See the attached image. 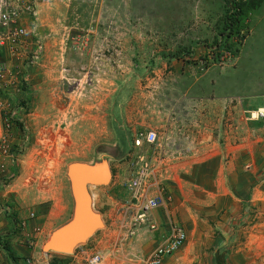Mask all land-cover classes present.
<instances>
[{
	"label": "rangeland",
	"instance_id": "374dc122",
	"mask_svg": "<svg viewBox=\"0 0 264 264\" xmlns=\"http://www.w3.org/2000/svg\"><path fill=\"white\" fill-rule=\"evenodd\" d=\"M226 7L225 0H39L35 29L42 55L34 64H24L23 74L22 66L15 67L19 80L27 77L29 103L17 102L19 90L16 102L15 89L7 95L0 91L2 188L16 178L18 157L29 154L39 168L60 162L67 149L73 155L64 154L61 162L86 158L75 153L83 147L76 136L90 135L84 142L93 143L91 156L94 146L107 142L111 134L116 150L108 162L114 186L126 190L130 160L138 155L152 161L164 187L175 186L170 192L166 189L172 198L168 215L184 228L186 239L169 264H214V248L222 239L226 243L216 248L225 254L226 264H264V169L254 184L263 204H241L231 214L225 212L229 195H221L204 177L219 161L224 163L221 132L229 133L235 126L232 114L250 120L249 112L264 104V91L250 89L254 82L263 86L264 25L258 20L253 28V10L245 19L242 15L249 29L237 44L245 29L228 33L223 21ZM34 94L45 105L41 109L34 105ZM88 118L93 134L82 128ZM127 124L134 132L124 130ZM150 129L157 134L155 146L134 147L133 138ZM239 129L246 132L251 127L241 123ZM200 130L207 131V139L186 135H199ZM201 144H207L209 158L203 173L198 163L191 165L203 157L195 153ZM175 146L188 153L176 152ZM117 195H123L120 189ZM25 228L16 225V231ZM11 231L4 230V235ZM4 235L0 234L1 246L6 244ZM99 236L77 242L70 252L43 251L44 258L48 264L72 254L82 259L108 246L98 243ZM24 245L32 250L35 242L27 237Z\"/></svg>",
	"mask_w": 264,
	"mask_h": 264
},
{
	"label": "crops",
	"instance_id": "0c3cea01",
	"mask_svg": "<svg viewBox=\"0 0 264 264\" xmlns=\"http://www.w3.org/2000/svg\"><path fill=\"white\" fill-rule=\"evenodd\" d=\"M262 20L261 24L264 25V2H262L257 8L253 9L252 23L253 28L256 26V22ZM251 31L250 35L252 34ZM248 36L247 40L251 37ZM245 42V43H246ZM1 52V50H0ZM1 55L4 54L0 53ZM248 57H252L250 54ZM44 60L43 56L41 58ZM40 59V60H41ZM42 64V63H41ZM40 64V66H42ZM263 74V86H259V82H254V88L251 90L264 91V71ZM33 95V92L31 93ZM30 95V92L28 93ZM35 95V94H34ZM34 98L38 101L37 94ZM41 96H39V99ZM35 100V107L41 109L45 106L42 102ZM235 108L231 105V109ZM230 111V110H228ZM232 111V110H231ZM31 117V116H30ZM232 119L235 120V126L231 128L229 133L222 131V141L224 143V150L222 151L223 162L218 163V166H212L211 172L204 175L209 181L212 180L213 185L216 186V190L221 195L227 196V208L225 212L228 214L238 212L241 204L245 203H261L257 200L256 183L257 175L264 169V123H254L256 121L235 119V115L232 114ZM32 119V118H31ZM248 121V123L246 122ZM90 118H88L87 126L82 127L84 131L93 134V127L88 125ZM29 123V119H28ZM241 123L247 124L251 129L242 132L239 129ZM127 124L125 129L127 132H134L133 126ZM116 135V133H114ZM190 138H200L201 140L207 139L208 134L205 130H200L199 135L193 131L186 134ZM28 137V134L25 137ZM77 140L82 141V148L75 151L80 156H87L86 158H77L73 161H62L64 154L73 155V152L69 149L61 157L60 162L54 161L51 165H41L34 163L33 160H29V154L24 155L22 160L16 158L15 164L17 168L16 178L8 183L4 188L0 190V196L2 199H7V202L11 204L13 210L12 216L0 214V234L4 235V230L11 231L15 228V232L12 230L9 233H5L3 239H5V246L10 250L14 258L7 255L0 244V264H25L27 257L31 258L30 264H48V261L44 258V246L52 236V234L58 229L66 226L70 223L75 215V182L81 181L88 196L89 205L91 210L96 213L100 219V226L94 230L89 237L100 235L98 243L110 246L115 242V238L120 233L124 232V229L130 224V212L127 211V191L122 188H117L112 182V169L111 163L108 162L115 154V144L110 143L112 135L108 134L107 142H98L91 152V145L88 146L84 141H90V135L85 136L84 133L79 134ZM0 138H1V118H0ZM16 138V137H15ZM13 138V139H15ZM21 139V138H20ZM19 139V140H20ZM231 139L233 143L228 140ZM33 141V139H31ZM11 141V137H10ZM16 141V140H15ZM30 143V142H29ZM106 145V148L103 146ZM110 145V146H109ZM112 145V146H111ZM207 144H201L195 149V153L203 156L199 161L192 162V164L198 163V172L205 170L208 165L209 158L205 154ZM228 146H231L230 148ZM205 147V148H204ZM100 148V149H98ZM181 148L175 146V151L182 154L187 151L180 150ZM114 152V153H113ZM188 153V152H187ZM112 156H111V155ZM98 158H94V156ZM89 156V157H88ZM221 158V157H220ZM44 166V167H43ZM83 167V173H77V168ZM47 171H50L48 174ZM82 171V172H83ZM197 172V171H195ZM203 173V172H201ZM120 174H123L121 172ZM83 177V178H82ZM82 178V179H81ZM205 184H208L205 182ZM166 189L172 191V187L175 186L171 183L166 184ZM258 186V185H257ZM120 189L123 195H117V191ZM170 192V191H169ZM218 201H216L217 203ZM263 204V202L261 203ZM217 210V208H215ZM222 207H218V211ZM24 222L26 230L16 231L15 221ZM152 220L157 221L160 227L156 231L149 230L145 225L136 226V231L132 237L126 241L125 246L128 252L135 250L136 255H141L152 250L161 237L168 231L169 222L171 217L168 214L163 213L161 209L154 210L152 212ZM147 229V232H146ZM228 233V232H227ZM25 234V236H24ZM144 236V237H143ZM27 237H31L35 242V246L32 250H29L24 245V241ZM90 238V239H91ZM145 238V240H143ZM226 243L223 239L218 246L214 248V264H226L225 254L218 250L216 247H222ZM108 246H104L108 247ZM133 248V249H132ZM135 248V249H134ZM49 252V251H47ZM65 253V252H63ZM174 255L167 257L163 264L171 263ZM109 264H132L128 260H121L115 258L111 260Z\"/></svg>",
	"mask_w": 264,
	"mask_h": 264
},
{
	"label": "built area",
	"instance_id": "2783aa9c",
	"mask_svg": "<svg viewBox=\"0 0 264 264\" xmlns=\"http://www.w3.org/2000/svg\"><path fill=\"white\" fill-rule=\"evenodd\" d=\"M38 4L39 0H0V53L4 52L3 55L0 54V91L7 95L10 88L15 89L14 101L16 102L15 96L20 93L18 96L20 100L17 102H21L22 105L29 103L26 90L27 77L22 76L19 80L17 77L19 71L16 72L15 67L17 64L22 66L23 69L20 72L23 74L26 69L24 64L30 66L42 55V41L35 29ZM30 37H33V40L29 42ZM17 90L20 92L17 93ZM5 111L3 110L2 113L4 117H7L8 112ZM249 119H264V104L251 110ZM6 121L4 125L9 126V119ZM156 142L157 134L150 129L138 133L132 143L136 148L144 145L150 148L155 146ZM0 147L4 148V141ZM130 161V175L125 182L128 193L126 210L130 212L131 218L129 228L117 235L115 242L108 247L95 249L82 259L78 257V254H72L69 258H57L51 264H109L115 258L128 260L132 264H163L168 256L183 245L186 239L184 228L170 221L167 233L161 237L152 250L141 255L128 252L125 243L133 234L134 228L142 224L149 230H158L160 224L152 220V212L161 209L163 213L169 214L172 201L171 194L161 184L150 159L138 155ZM3 185L4 182H1L0 189ZM12 212L9 203L0 196V214L6 216ZM23 224L24 222L18 221V225ZM45 255H48L47 251ZM30 263L31 258L27 257L25 264Z\"/></svg>",
	"mask_w": 264,
	"mask_h": 264
},
{
	"label": "water",
	"instance_id": "95a60500",
	"mask_svg": "<svg viewBox=\"0 0 264 264\" xmlns=\"http://www.w3.org/2000/svg\"><path fill=\"white\" fill-rule=\"evenodd\" d=\"M81 181L75 182L76 205L73 220L52 234L44 246L45 251L70 252L77 242L90 236L100 226V219L91 210L88 196Z\"/></svg>",
	"mask_w": 264,
	"mask_h": 264
},
{
	"label": "trees",
	"instance_id": "16d2710c",
	"mask_svg": "<svg viewBox=\"0 0 264 264\" xmlns=\"http://www.w3.org/2000/svg\"><path fill=\"white\" fill-rule=\"evenodd\" d=\"M225 1L227 3V7L225 8V14L223 16V21L225 23L224 28L228 29V33L231 32V33H238V34L240 32V28L245 29V32L241 34V38L238 40L237 44H240L242 43V40L244 39V37L247 35L248 29H249L248 25H244L241 22L242 18L240 17L244 15L243 16L244 19L247 18L248 13L250 14L251 11L257 8L262 2H264V0H238V1L225 0ZM234 23H236V25ZM225 35L227 36L228 34H225ZM28 40L29 42L32 41L33 37L28 38ZM213 44L216 47L220 46V42L217 41L216 38ZM235 50H238V49L235 47ZM3 248L9 257L14 258L10 250L5 245H3Z\"/></svg>",
	"mask_w": 264,
	"mask_h": 264
},
{
	"label": "bare ground",
	"instance_id": "6f19581e",
	"mask_svg": "<svg viewBox=\"0 0 264 264\" xmlns=\"http://www.w3.org/2000/svg\"><path fill=\"white\" fill-rule=\"evenodd\" d=\"M83 169H84L83 167L77 168V171L81 173L83 171Z\"/></svg>",
	"mask_w": 264,
	"mask_h": 264
}]
</instances>
